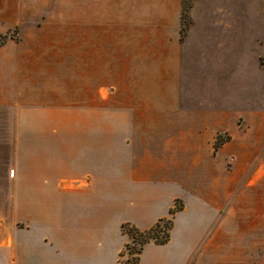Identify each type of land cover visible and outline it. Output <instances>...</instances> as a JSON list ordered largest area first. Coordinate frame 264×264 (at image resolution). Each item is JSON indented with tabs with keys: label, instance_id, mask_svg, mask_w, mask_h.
I'll return each instance as SVG.
<instances>
[{
	"label": "crops",
	"instance_id": "crops-1",
	"mask_svg": "<svg viewBox=\"0 0 264 264\" xmlns=\"http://www.w3.org/2000/svg\"><path fill=\"white\" fill-rule=\"evenodd\" d=\"M182 4L0 0V264H118L175 204L137 264H264V113L183 107Z\"/></svg>",
	"mask_w": 264,
	"mask_h": 264
},
{
	"label": "rangeland",
	"instance_id": "rangeland-1",
	"mask_svg": "<svg viewBox=\"0 0 264 264\" xmlns=\"http://www.w3.org/2000/svg\"><path fill=\"white\" fill-rule=\"evenodd\" d=\"M5 38L0 36V44ZM180 42L183 82L189 91L181 97L183 107L234 106L244 112L264 113V0H183ZM12 118V108L0 107V120L6 125L0 164L5 162L7 184L12 168ZM243 122L242 118L238 121L239 128L252 137L251 129L243 127ZM220 138L226 139L223 135ZM249 161L238 183L259 180V174L253 175L255 159ZM229 165L232 170V162ZM261 179L264 181V162ZM10 194L7 185V200ZM237 194L235 189L231 199ZM123 253L119 262L126 264L131 257L127 251Z\"/></svg>",
	"mask_w": 264,
	"mask_h": 264
},
{
	"label": "trees",
	"instance_id": "trees-1",
	"mask_svg": "<svg viewBox=\"0 0 264 264\" xmlns=\"http://www.w3.org/2000/svg\"><path fill=\"white\" fill-rule=\"evenodd\" d=\"M227 139V138H226ZM220 136L215 141V148L223 143ZM181 209V205L175 204V207L170 210V216L168 218H162L156 221L147 230L140 231L129 223H123L121 225V232L128 237V242L124 247V251H127L128 256L131 257L126 264H137L139 255L143 246L147 243H155L163 245L168 242L170 236V230L172 228V216ZM124 253H121L123 256ZM118 264H121L118 262Z\"/></svg>",
	"mask_w": 264,
	"mask_h": 264
}]
</instances>
